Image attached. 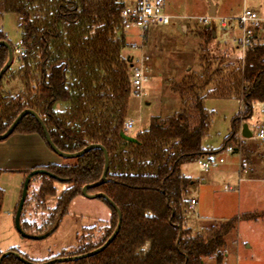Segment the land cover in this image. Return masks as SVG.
I'll list each match as a JSON object with an SVG mask.
<instances>
[{
    "label": "trees",
    "instance_id": "trees-1",
    "mask_svg": "<svg viewBox=\"0 0 264 264\" xmlns=\"http://www.w3.org/2000/svg\"><path fill=\"white\" fill-rule=\"evenodd\" d=\"M122 9L117 0H0V17H18L20 46L26 54L18 57L19 67H11L0 81V135L29 109L42 119L60 151L76 153L99 144L108 152L107 179L90 193H102L118 207L122 215L120 231L102 252L64 264H205L212 257L221 264L225 236L240 220H256L264 217V212L244 214L194 232L186 224L190 202L185 198L193 181L182 174L181 168L227 150L230 143L237 142L240 122L251 117L253 105L264 104V42L249 47L238 62H219L205 47L215 40L214 30H199L197 37L205 45L201 46L200 70L165 82L179 98L180 110L153 117L149 128L136 135L137 143H132L120 136L133 95L132 57L123 54L128 44ZM1 41L10 43L2 30ZM7 60L8 50L1 46L0 71ZM12 81L22 83L23 89L7 95L4 85ZM207 99H234L244 105L222 146L215 151L203 146L213 123V112L205 106ZM15 134H36L51 149L42 127L30 115L19 123ZM73 160L72 164H49L20 172L26 179L34 170H45L68 186L57 197L58 181L43 174L31 179L21 215L26 233L42 235L50 231L60 223L73 200L81 196L83 187L101 180L105 159L100 149ZM3 173L11 172L0 171V175ZM34 183L39 185L33 194ZM33 195L38 208L45 206L48 198L57 197L56 206L40 226L23 218ZM4 197L0 187V213ZM109 207L112 216L99 230V240L84 238H90L95 227L84 230L66 257L87 254L107 242L118 222L117 212ZM31 228L34 233H29ZM11 251L33 262L16 248ZM1 264L25 263L10 255Z\"/></svg>",
    "mask_w": 264,
    "mask_h": 264
},
{
    "label": "rangeland",
    "instance_id": "rangeland-1",
    "mask_svg": "<svg viewBox=\"0 0 264 264\" xmlns=\"http://www.w3.org/2000/svg\"><path fill=\"white\" fill-rule=\"evenodd\" d=\"M211 4L220 5L217 17H232L244 8L261 7L260 11H264V0H167V8L171 6L174 13L187 17L205 15ZM190 24H183L182 29V25L175 27L172 21L166 27H150L146 36L136 27L127 28L128 45L123 54L126 57H133L134 64L146 55L145 63L151 68L150 82L145 87L147 97L141 100L132 95L129 100L126 121H134L130 136L136 137L138 133L147 130L153 117H164L180 110L179 98L169 91L165 82L168 79L180 80L185 74L200 70L201 46L204 42L197 34L203 27L197 22L194 26ZM0 30L8 37L12 48L20 47L21 34L18 17L15 14H4L0 17ZM205 47L213 58H218L219 62L224 60L235 63L243 58V53L236 52L232 39L227 36L218 42L214 40ZM219 62L217 66H221ZM19 65L18 56H14L12 67L17 69ZM12 82H16L13 92L15 95L19 92L17 87L22 86V83ZM205 106L208 111L213 112V123L203 145L207 150L215 151L222 146L232 129L234 117L243 112L244 105L234 99H207ZM244 124H247L252 134L251 138L242 136ZM260 130L264 131V104L255 103L251 117L240 122L237 142L229 144L233 148V154L226 150L216 154L217 159H224V164L202 168L196 162L187 164L182 169V173L192 177L194 182L185 193L188 201L194 199L197 202L194 210L189 209V204L186 214V224L194 232H200L244 214L256 216L264 212V140L258 138ZM55 156L59 158L60 164L74 163L73 159ZM23 185L24 178L20 174L11 172L0 176V187L5 193L0 213L2 254L9 252L11 247H16L35 263L62 258L60 257L62 255L66 257L75 249L84 230L95 227V231L89 234L90 238L88 235L84 238L94 242L99 240L102 235L99 230L104 228L103 224L112 216L111 208L104 200L81 195L73 200L57 229L49 237L42 240L23 238L16 230L14 220ZM38 185L32 184L33 194ZM55 187L58 197L68 186L57 182ZM57 197L48 198L46 205L38 208L33 195L24 208V220L31 225L40 226L49 211L56 206ZM34 232L31 228L29 233ZM224 240L225 245L220 250L224 254L221 264H264V217L239 221L237 227L225 236ZM205 264L219 263L212 257L206 259Z\"/></svg>",
    "mask_w": 264,
    "mask_h": 264
},
{
    "label": "built area",
    "instance_id": "built-area-1",
    "mask_svg": "<svg viewBox=\"0 0 264 264\" xmlns=\"http://www.w3.org/2000/svg\"><path fill=\"white\" fill-rule=\"evenodd\" d=\"M123 5L121 11V18L123 26L126 28L133 26L141 30L145 34L146 30L150 27H165L169 26L172 22V16L166 11V0H117ZM230 22H235L239 28L240 35L235 40L237 49L244 54L246 50L259 42L258 37L264 35V16L258 11L245 8L236 18L224 17H204L199 18V23L204 29H212V27L220 25L227 27ZM137 49L136 46H134ZM14 56L26 57L24 50L20 47L12 48ZM146 58L141 57L134 64V59L131 64V85L133 95L143 100L147 97L145 87L150 82L149 70L145 63ZM134 128V121L127 120L122 126L121 130L130 135ZM258 138L264 140V131L260 130ZM229 154H233V148L229 147L226 150ZM218 155L204 156L197 162L202 168L215 167L224 164V159H217ZM231 190V189H230ZM197 202L192 200L190 202V210H194Z\"/></svg>",
    "mask_w": 264,
    "mask_h": 264
},
{
    "label": "water",
    "instance_id": "water-1",
    "mask_svg": "<svg viewBox=\"0 0 264 264\" xmlns=\"http://www.w3.org/2000/svg\"><path fill=\"white\" fill-rule=\"evenodd\" d=\"M215 6L211 4V8L209 10L208 16L209 17H215ZM215 37V34H214ZM4 46L5 48H7L8 50V60L6 62V64L4 65V67L1 69L0 71V81L3 77V75L11 68L13 61H14V54H13V49L10 43L6 42V41H1L0 42V47ZM130 62H132V58L130 59ZM32 116L34 117L37 122L40 124V126L43 129V132L45 134V138L46 141L48 143V145L50 146L51 150L58 155L59 157L65 158V159H76L79 158L83 155H85L86 153H88L89 151L93 150V149H100L103 154H104V159H105V166H104V171H103V175L101 177V180L95 184H89L83 187L81 195L90 199H102L105 202H107L109 204V206H111L118 215V222H117V226L115 231L113 232V234L110 236V238L107 240V242L101 246L100 248L93 250L92 252H89L87 254L81 255V256H75V257H62V258H56V259H52L49 260L48 262H44V263H35V262H30L27 259H25L24 257H22L20 254L16 253V252H12L9 251L7 253H4L1 255L0 257V264L2 263L3 259L5 257H8L10 255H13L14 257H16L18 260L22 261L25 264H55V263H65V262H71V261H76L82 258H86V257H91L94 256L100 252H102L104 249H106L112 242L113 240L116 238V236L118 235L121 225H122V215L120 210L118 209V207L113 203V201H111L106 195L102 194V193H96V194H91L90 190L93 188H96L98 186H100L101 184L105 183L106 179H107V175H108V171H109V156H108V152L106 150V148L102 145H89L88 147H86L85 149L81 150L80 152H76V153H64L62 151H60L52 142L51 137L47 131V128L45 126V124L43 123L42 119L39 117V115L32 111V110H24L22 111L17 118L14 120V122L11 124V126L6 130V132L4 134L0 135V142L7 140L8 138H10L14 132V130L16 129V127L19 125V123L23 120L24 117L26 116ZM242 136L244 138H251L252 134L249 131V128L247 126V124H244L242 127ZM120 136L129 142L132 143H137V140L135 137H132L126 133H124L122 130L120 132ZM39 174H43V175H47L51 178H53L54 180L58 181V182H62L63 183V179L58 178L57 176L48 173L45 170H34L32 171L27 178L24 181V185H23V190H22V195H21V199L17 208V212H16V216H15V227L16 230L19 232V234L23 237V238H27V239H32V240H42L45 239L47 237H49L58 227L59 222L55 225L54 228H52L50 231H48L45 234L42 235H31L26 233L22 227H21V215H22V211H23V207L28 195V189H29V184L31 179L35 176V175H39Z\"/></svg>",
    "mask_w": 264,
    "mask_h": 264
},
{
    "label": "crops",
    "instance_id": "crops-1",
    "mask_svg": "<svg viewBox=\"0 0 264 264\" xmlns=\"http://www.w3.org/2000/svg\"><path fill=\"white\" fill-rule=\"evenodd\" d=\"M214 6L216 8L215 16H217V12H218L220 5L216 4ZM260 8L261 7H253L251 9L258 11L261 15L264 16V11L261 12ZM166 11H168L169 12L168 14L172 16V21H174V26L177 27L178 25H182L181 26L182 29H183V24L191 23L190 25L194 26L196 25L195 23L197 22L199 18L207 17L209 13V10H208L206 11L205 15L199 16V17L197 16L187 17L185 15H181L180 13H174L171 6L170 8H167V0H166ZM242 11L243 10L239 11L237 15H234L228 18H236L237 16L240 15ZM224 18H227V16H225ZM217 28H219V30H217ZM212 29L214 30V34H215L214 38L217 42L226 38V36L230 37L232 39L233 48L236 50L237 53L240 52L237 49L236 44H234L235 40L240 35L239 28L235 22H230V24L227 27H221L220 25H217V26L212 27ZM126 30L127 28L125 29V32ZM148 31L149 29L146 30L145 36L148 34ZM6 38L8 40L7 36ZM258 40L260 42H264V35H260L258 37ZM132 61H133V57H132ZM146 66L149 72H151V68L148 67V65ZM12 69L14 68L12 67ZM15 85H16V82L7 84L5 87V93H7V95H13ZM22 86H18L17 90L20 91ZM204 148L206 147L204 146ZM55 155L56 154L46 146V144L43 142V140L38 135L36 134H31V135L15 134V135H12L7 140L0 142V171L14 172V173L20 174L21 176H23L24 181H25V176L20 173L21 171L32 170L38 167L47 166L49 164H60L61 162L59 158H56L57 156ZM187 164H193V163H187ZM187 164H184L182 166L181 171L184 168V166ZM182 174L190 178L193 181L192 177H190L189 175H186L184 173ZM193 185H194V182H193ZM192 200L194 199H191L189 202H191ZM240 221H243V220H240ZM13 248H16V247H11L9 251Z\"/></svg>",
    "mask_w": 264,
    "mask_h": 264
}]
</instances>
